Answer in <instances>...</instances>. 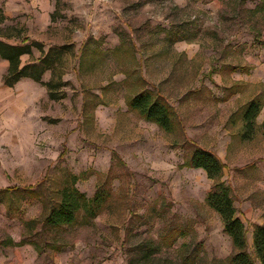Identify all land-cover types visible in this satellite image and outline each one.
I'll return each mask as SVG.
<instances>
[{"label":"rangeland","instance_id":"rangeland-1","mask_svg":"<svg viewBox=\"0 0 264 264\" xmlns=\"http://www.w3.org/2000/svg\"><path fill=\"white\" fill-rule=\"evenodd\" d=\"M0 9L7 18L0 30L9 36L1 40L27 38L44 52L64 48L65 82V97L50 101L44 87L20 81L22 101L30 106L36 97L35 109L22 113L35 130L0 140V190L32 187L41 201L0 196V264H230L231 241L205 205L209 180L180 165L192 142L210 151L222 144L227 118L259 91L264 104L263 86L239 81L258 68L264 78V0H0ZM170 33L186 40L170 45ZM40 56L33 49L21 64ZM231 66L251 71L230 75ZM231 85L238 94L218 102ZM142 89L174 108L177 132L153 130L126 111V100ZM239 127H232V148L248 144L252 153L264 137L241 138ZM69 175L79 177L74 188L87 199L98 187L110 197L89 225L52 229L44 218ZM173 228L186 235L165 248L162 238Z\"/></svg>","mask_w":264,"mask_h":264},{"label":"trees","instance_id":"trees-1","mask_svg":"<svg viewBox=\"0 0 264 264\" xmlns=\"http://www.w3.org/2000/svg\"><path fill=\"white\" fill-rule=\"evenodd\" d=\"M255 10H259L258 7ZM7 18L0 9V25ZM167 42L174 43L186 40L178 33L168 34ZM1 33L0 38L8 39ZM259 42V40L257 39ZM264 45V44H263ZM33 49L40 53V58L36 61L22 65L23 56H32ZM64 48H49L44 52V45L39 42L31 41L27 38L20 40L16 44L7 43L0 39V60L7 62L6 71L2 77V84L12 88L23 79L30 80L45 88L47 97L50 101H59L65 97L63 87L65 82L62 81V73L59 72L62 51ZM240 69L246 72L245 67H228L229 73ZM46 72H50V79L43 81ZM227 95L220 102L236 94L235 87L227 90ZM128 111L135 113L144 121L155 124L165 133H172L178 129V121L174 109L168 104L167 100L160 94L149 90L142 89L126 100ZM262 108L261 100L256 97L248 101L243 107L239 108L234 115L242 118L243 132L241 137L247 138L254 131L255 118ZM183 169H200L204 171L208 180L212 182L210 191L205 198V205L218 214L222 222L223 233L230 239L232 254L227 258L230 264H254L253 257L260 263L264 264V225L253 226V257L246 252V231L244 223L240 217L236 216V210L233 207L232 187L230 184L221 181L222 170L224 166L218 157L205 150L195 143H191V152L189 157L180 165ZM81 177V176H80ZM79 179L74 175H69V183H64L58 192L59 200L51 205L49 213L44 218L45 224L52 229H58L74 225H89L93 219L99 216L106 207L109 200L110 192L104 187H98L94 196L87 199L79 193L74 184ZM21 194L24 200L41 201L40 193L32 188H6L0 190V196ZM186 231L183 228H173L166 232L162 238V245L165 248H172L177 239L184 237ZM9 245L22 247L30 245L37 253L41 248L34 242H18L11 240ZM45 249L60 251V246L44 245Z\"/></svg>","mask_w":264,"mask_h":264},{"label":"crops","instance_id":"crops-1","mask_svg":"<svg viewBox=\"0 0 264 264\" xmlns=\"http://www.w3.org/2000/svg\"><path fill=\"white\" fill-rule=\"evenodd\" d=\"M240 67L242 68L243 66ZM6 68H7V62L0 60V140H3L6 134L8 133L9 135L12 134V137L16 136L19 138L20 133L23 132L29 135L28 133L33 132L35 130V127H33V125L30 124L32 118L31 120L30 118L27 120L26 117L28 115L22 114L23 110L25 111L27 110L26 109L27 107L29 109L31 107L35 109V102H36L35 94L29 100L30 106H27L26 102L22 101L20 96V93L22 92L21 89L18 88L20 82H18L12 88H8L4 86L2 84V77L6 71ZM250 69L251 68H249L246 72H243L240 69H238L233 73H229L228 70L226 71L230 75L236 72H241L246 74L249 71H251ZM258 70L257 69L253 70L252 73L253 76L251 78L245 80L239 79V81H244L245 83H252L253 85H256L259 89L262 86L264 87V78H261L257 74ZM33 85L30 84V86L34 91L35 88ZM234 85L237 86L239 84H234ZM232 86L233 85H231L230 87ZM230 87H228L227 89H229ZM236 94H238L237 90H236ZM259 95H260V91L252 99L256 97L260 99ZM227 100H229V98ZM211 102L214 103L213 99L211 100ZM263 106L264 104L262 103V108ZM126 111L130 112L128 111L127 108ZM33 112L31 113V115H33ZM260 112L255 118V127L253 132L257 131L260 137H264V115H261ZM235 113L236 112L231 114L226 120L228 125L224 129L226 136L223 137L222 144H220L218 147H215V149H213L214 151H210L208 149L205 150L214 153L218 157L222 165L224 166L222 170L221 181L230 184V186L232 187V198L234 197L233 207L236 210V216L240 217L241 220L243 221L244 228L246 231L245 234L246 250L248 252H253V231H254L253 226L264 225V140L262 142L260 141L259 143L260 147L258 146V148H256L252 153L248 147V144H242L239 150L234 151L232 148V140L235 136V133L232 132V127L236 123H240L239 130L243 132L242 118L239 115H234ZM175 114H177L176 111ZM24 121H28L29 124L28 126L24 127V129H22L20 125ZM147 123L150 125L151 129L165 133L162 130H160L155 124L150 122ZM182 131H183L182 138L192 141L191 134H189L187 130L183 129ZM166 134H171V133H166ZM209 134L211 135V131L209 132ZM188 170H192V169H188ZM194 170L202 171L200 169H194ZM249 171L253 172L254 177L250 174ZM209 183H210L209 184V191H210L212 182L209 180ZM240 185H243L242 190H240L241 189ZM236 187L240 189L237 191ZM213 215H214L213 218L216 219V214L214 212Z\"/></svg>","mask_w":264,"mask_h":264}]
</instances>
